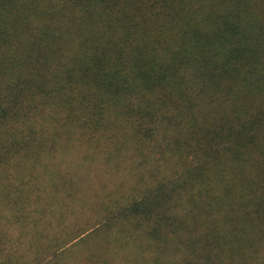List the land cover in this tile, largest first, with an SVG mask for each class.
Segmentation results:
<instances>
[{"label": "trees", "instance_id": "16d2710c", "mask_svg": "<svg viewBox=\"0 0 264 264\" xmlns=\"http://www.w3.org/2000/svg\"><path fill=\"white\" fill-rule=\"evenodd\" d=\"M30 192L54 224L0 264H264V0H0V197Z\"/></svg>", "mask_w": 264, "mask_h": 264}, {"label": "rangeland", "instance_id": "374dc122", "mask_svg": "<svg viewBox=\"0 0 264 264\" xmlns=\"http://www.w3.org/2000/svg\"><path fill=\"white\" fill-rule=\"evenodd\" d=\"M39 170V169H38ZM36 171L38 173L39 171ZM25 175V176H24ZM24 181H28V185H24L26 188H32V175L23 174ZM32 180V181H31ZM117 181V180H115ZM35 194L36 192H30L26 203L19 205L12 204L7 199H1L0 197V249H1V258L6 256L8 253H13L14 256H18L21 253L22 243L26 241L29 235L33 232L32 224H54L49 222V218L47 217V222L41 217L37 216L36 209L38 207L37 202H35ZM14 194H12L13 196ZM23 214V218L20 215ZM37 217V223H35V218ZM24 225L25 228L22 226ZM27 229V230H26ZM25 230V231H23Z\"/></svg>", "mask_w": 264, "mask_h": 264}]
</instances>
